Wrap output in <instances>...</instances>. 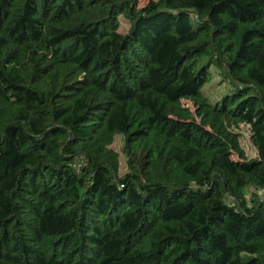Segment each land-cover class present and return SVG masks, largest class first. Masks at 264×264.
I'll list each match as a JSON object with an SVG mask.
<instances>
[{
  "label": "trees",
  "instance_id": "trees-1",
  "mask_svg": "<svg viewBox=\"0 0 264 264\" xmlns=\"http://www.w3.org/2000/svg\"><path fill=\"white\" fill-rule=\"evenodd\" d=\"M0 264H264V0H0Z\"/></svg>",
  "mask_w": 264,
  "mask_h": 264
},
{
  "label": "rangeland",
  "instance_id": "rangeland-1",
  "mask_svg": "<svg viewBox=\"0 0 264 264\" xmlns=\"http://www.w3.org/2000/svg\"><path fill=\"white\" fill-rule=\"evenodd\" d=\"M148 1L150 0H138L139 7L144 6ZM119 22L121 24L120 29L123 31L124 28L127 26V24L125 23L122 17L119 18ZM234 89H235L234 85H232L226 80H222L220 76L214 75L211 82L205 85L202 90L205 96L209 99V101L214 104L216 101L220 100L224 95L233 92ZM240 144L247 156L249 157L256 156L255 149L250 143L248 135L246 134V131L244 129L241 130ZM122 146H123L122 137L120 135H116L112 148L119 153V163H120L119 172L121 174L126 172L125 158L121 154Z\"/></svg>",
  "mask_w": 264,
  "mask_h": 264
}]
</instances>
